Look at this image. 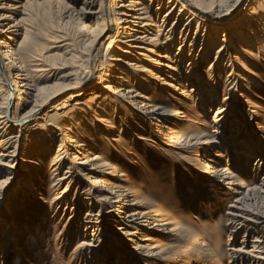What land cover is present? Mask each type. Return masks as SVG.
<instances>
[{"label":"bare ground","instance_id":"obj_1","mask_svg":"<svg viewBox=\"0 0 264 264\" xmlns=\"http://www.w3.org/2000/svg\"><path fill=\"white\" fill-rule=\"evenodd\" d=\"M35 41H46L48 50ZM261 56L264 0H0V264H11L12 249L21 257L15 218L25 198L51 206L55 215L68 212L66 220L81 229L83 264H107L104 237L124 242L129 254L161 260L147 236L170 233V223L118 184L125 181L112 163L118 155L95 152L105 138L123 144L135 122L151 125L161 146L201 156L194 164L199 176L232 197L225 256L231 264H264V212L256 209L264 207V170L248 187L223 155L231 142L251 162L253 177L264 165L262 144L245 137L231 113L238 102L253 106L248 95L260 83L252 68L257 61L264 69ZM159 97H173L176 107L169 110ZM193 105L211 111L213 135L163 125L187 121ZM39 165L46 190L39 187ZM75 178L93 190L82 192L83 217L74 196L67 199Z\"/></svg>","mask_w":264,"mask_h":264},{"label":"rangeland","instance_id":"obj_2","mask_svg":"<svg viewBox=\"0 0 264 264\" xmlns=\"http://www.w3.org/2000/svg\"><path fill=\"white\" fill-rule=\"evenodd\" d=\"M34 44L38 49L48 50L46 41H35ZM210 60L207 57L202 66L203 69ZM254 62L253 77H256L260 85L255 89L251 88L252 91L249 95L247 94L253 106L250 108L243 101L236 102L237 106H234L236 108L231 113L236 117L237 122L244 124L245 131L243 135L253 139L250 141L260 142L258 144H262L264 148V69L259 70L257 61ZM219 70L221 68L216 69L215 72L219 81L223 82L222 85L219 83L221 89L225 84L222 73L218 74ZM220 89L218 92L219 95H222L224 91L222 89L220 91ZM176 98L181 99V97ZM157 100L159 104L168 106L169 110L176 107L175 103L177 102L173 97H159ZM180 101H183V99ZM188 112L189 115L186 114L187 121H178L175 126L174 123L163 125L176 127L181 134L198 132L213 135V132H211L213 127L209 124L211 111L206 112L193 105L188 106ZM136 125L138 127H134L135 130L132 131V136L124 139L123 144H117L110 138H105L107 139L106 145H102L103 142H98V150L95 152H99L100 156L101 154L107 156L118 155L116 159H112V163L118 168L120 167L119 170L125 178L124 182L118 184L129 188L142 207L150 206L152 209L157 210L161 218H165L170 223L172 230L168 234H158L154 237L147 236L152 240L151 243L161 250V260L140 257L136 253L129 254L123 247L124 242L115 244L104 237L102 245H105L107 251V264H131L133 260L137 264H231L227 255L225 256L228 248L231 247L230 239L228 241L229 245L227 244L228 233L225 230V211H227L232 198L229 191L219 185L211 184L209 179L205 181V177L199 176L198 167L194 164L201 156L191 154L192 152L163 147L153 137L151 125L135 122ZM231 129L235 134L238 126L233 127L232 125ZM111 137L112 139L116 138ZM233 147V143H228L225 153H223V155H226L225 159H227L226 164L229 171L239 176L248 187L256 185L257 179L263 173L264 165L258 168L253 177L249 167L251 162L245 164L246 161L241 156L236 155L232 150ZM213 158L212 155L210 159ZM39 163L43 162L40 160ZM37 169L39 172L37 176L40 177V181L43 180L44 185L37 182L36 184L46 190L49 186L48 176L45 175L42 166L39 165ZM73 185H75V189L68 193L67 199L74 196L73 199H75L77 206L74 210L76 212L80 211L78 217H83L85 212V205L81 203L83 195H85L83 193L91 194L93 190L87 182L76 181V178ZM48 192L50 194V191ZM43 196H46L45 201L49 199L47 193H43ZM25 200V205L22 206L25 207L21 210L22 212L17 213L15 218L16 223L18 222L17 227L21 231L18 248V251H21V257L18 254H13L15 250L12 249V246L11 253L8 254L10 263L83 264L84 253L82 254L83 257H79L77 249V245L83 238H81V229L73 220H66L68 212L65 209H58L55 215L51 206L43 204V207H38L33 199L28 200V198H25ZM12 204L13 202L10 201L7 203V207ZM256 209L259 212H264V207H256ZM104 217L110 218L107 214H104ZM110 222H112V219ZM108 229L110 233L116 232L115 228L108 227ZM3 232L4 229L0 226V237H2ZM205 244L208 245L207 250H204ZM211 251L216 252L215 257L209 255ZM234 264L244 263L235 262Z\"/></svg>","mask_w":264,"mask_h":264},{"label":"clouds","instance_id":"obj_3","mask_svg":"<svg viewBox=\"0 0 264 264\" xmlns=\"http://www.w3.org/2000/svg\"><path fill=\"white\" fill-rule=\"evenodd\" d=\"M209 255L212 256V257H215V256H216V252H215V251H211V252L209 253Z\"/></svg>","mask_w":264,"mask_h":264}]
</instances>
